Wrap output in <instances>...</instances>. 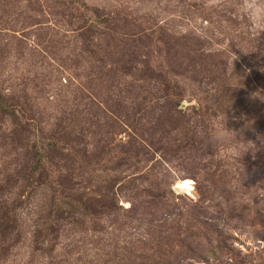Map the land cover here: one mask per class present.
Returning <instances> with one entry per match:
<instances>
[{
  "label": "rangeland",
  "instance_id": "obj_1",
  "mask_svg": "<svg viewBox=\"0 0 264 264\" xmlns=\"http://www.w3.org/2000/svg\"><path fill=\"white\" fill-rule=\"evenodd\" d=\"M88 29L101 47L84 46ZM133 45L158 83L122 73L116 51ZM0 91L19 103L0 114V264H163L153 232L200 198L213 214L236 185L249 196L228 204L247 215L222 228L258 261L264 242L245 207L264 213V0H0ZM156 177L173 216L127 213L128 193L148 199ZM113 193L122 209L94 220L67 204Z\"/></svg>",
  "mask_w": 264,
  "mask_h": 264
},
{
  "label": "trees",
  "instance_id": "obj_2",
  "mask_svg": "<svg viewBox=\"0 0 264 264\" xmlns=\"http://www.w3.org/2000/svg\"><path fill=\"white\" fill-rule=\"evenodd\" d=\"M105 27L112 29V31L117 29L110 26L109 24H106ZM87 34L88 35L85 40V45L83 44L84 46L95 45L101 47V43L98 40L94 41L93 37L91 38V35L93 34V31L91 29L87 30ZM122 48L123 49L120 51L117 50L116 53L120 55L119 62H122V65L125 64L122 71L124 76L137 77L136 79L138 80L145 77L146 79H152L153 85L158 83V80H156V78H158V75L151 68V61H149L147 64H145V60L139 61V57L143 55V52H140L133 45V54L128 55L127 49H124V46H122ZM99 61L103 67L105 65V62L102 60ZM136 64L140 67L136 66ZM142 69L144 71H141ZM136 70L138 71L136 72ZM101 73V78L103 79V74H107L108 71L106 72L101 70ZM225 79L220 78V81L226 83L227 78ZM104 80L112 81V77L105 78ZM171 80L172 79H169V82H171ZM99 96L100 95L97 94L95 98L98 97L99 99ZM178 102L179 100L175 101V103ZM17 107H19V103L15 101V99H6L0 91V114L12 115L14 111L13 109ZM163 109L164 115L170 112V108ZM150 128L153 131L152 135H156V133H162L160 131V128H162V126L159 121L151 125ZM57 129L58 131H61L59 128ZM42 157L43 156H39V159H41ZM58 178L61 184L64 182V180L68 179L67 175L65 176L62 173L59 174ZM209 183L213 186V189L217 191L216 187H218L219 185L218 180H214L211 177ZM150 185L153 186L147 189L151 192L148 199H138V196H135V193H128L127 198L125 197L127 201H129V207L126 209V212H136L137 209L141 208L142 213L150 215L151 222L165 221L173 216V211L175 208L172 205V196H174V194L169 185L166 187L168 197L166 195V198H164L159 196V194L157 193L154 194L153 189L158 191L159 188L157 177L154 178V181H150ZM203 186L205 187L204 184ZM225 187H227L226 183ZM143 190H145V188ZM208 191L210 190H202V192L200 191L199 193L200 195H202V193H206ZM233 192L239 194V197H242L241 193L249 196L248 189H245L242 185H236L233 187V190H226L225 192H222L221 197L222 199H224L225 205L224 207H222L221 204L215 205V211L213 214H210L211 216L207 212V209L201 206L204 200L200 198V201L198 203H195V208H198V210L182 214L183 219L180 222L176 221L171 228L165 229L164 233L163 231L159 230L158 232V230H155L153 232L155 233L153 234V237L155 235L159 237L157 241L158 244H156L157 249L154 252V255L157 258H164V261H162L163 264H264V245L262 246V251L259 255L258 261H248L247 256L240 254V252L236 250L235 246H233L231 239H233L234 237L227 234L222 228V226H224L226 221H228L229 219H234L240 222V220L244 219V217H246L247 215L244 213H237V210H242L241 207H239V209L237 206H235V204H238L240 206L241 204L239 202L235 203L234 200H232V202L228 204V195ZM69 194L73 193L71 192ZM106 194H109V191L106 192ZM69 196L71 197L68 199L67 204L72 206L73 210L78 214L84 217H88V219L90 220H94V217H97L101 213H110L114 209V207L122 209V205L117 204V194L115 193L112 194V198L94 200L93 202L91 198H82L72 195ZM241 202L246 204V202L244 201ZM56 207H58V204H56ZM247 208H251L250 211H252V213L250 214V223L252 224L253 220H256V223L254 225H257L260 228V235L258 236L260 238L258 239L264 242V213H262V210L260 208H256L253 206L245 207V209ZM179 214H181V211L179 212ZM50 227L51 224L49 223L42 228L47 236L49 235L48 228ZM161 232L163 233V235H161ZM160 243L164 245L163 248L161 247ZM173 245L177 247H174ZM165 246L167 247V250L165 249ZM149 264L160 263L153 262Z\"/></svg>",
  "mask_w": 264,
  "mask_h": 264
},
{
  "label": "clouds",
  "instance_id": "obj_3",
  "mask_svg": "<svg viewBox=\"0 0 264 264\" xmlns=\"http://www.w3.org/2000/svg\"><path fill=\"white\" fill-rule=\"evenodd\" d=\"M225 137H226V133H219V134H216L215 139L219 141V140L225 139Z\"/></svg>",
  "mask_w": 264,
  "mask_h": 264
},
{
  "label": "bare ground",
  "instance_id": "obj_4",
  "mask_svg": "<svg viewBox=\"0 0 264 264\" xmlns=\"http://www.w3.org/2000/svg\"><path fill=\"white\" fill-rule=\"evenodd\" d=\"M181 189H182V190H183V189H185V190H190L191 187H190L187 183H182V184H181Z\"/></svg>",
  "mask_w": 264,
  "mask_h": 264
}]
</instances>
